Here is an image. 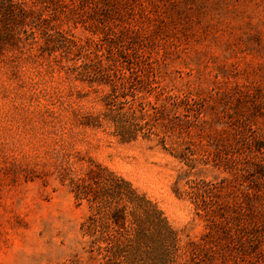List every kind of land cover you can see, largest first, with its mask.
<instances>
[{
    "label": "rangeland",
    "instance_id": "obj_1",
    "mask_svg": "<svg viewBox=\"0 0 264 264\" xmlns=\"http://www.w3.org/2000/svg\"><path fill=\"white\" fill-rule=\"evenodd\" d=\"M3 2L0 264H96L72 191L95 163L158 204L181 264H264V0ZM110 95L150 139L112 133Z\"/></svg>",
    "mask_w": 264,
    "mask_h": 264
},
{
    "label": "trees",
    "instance_id": "obj_2",
    "mask_svg": "<svg viewBox=\"0 0 264 264\" xmlns=\"http://www.w3.org/2000/svg\"><path fill=\"white\" fill-rule=\"evenodd\" d=\"M0 8L5 19L16 14L11 3ZM21 10L19 19L24 21L27 11ZM106 101L109 109L103 117L112 122V133L122 142L150 139L153 124L145 117V107L137 113L128 106L127 98L123 108L118 106V96H107ZM72 191L78 200L88 203L89 214L81 229L88 237L85 250L90 260L96 264H181L177 230L158 204L139 193L130 181L95 163L73 181Z\"/></svg>",
    "mask_w": 264,
    "mask_h": 264
}]
</instances>
